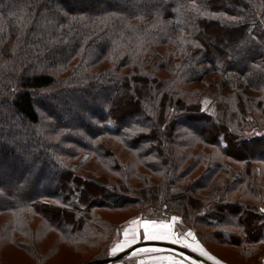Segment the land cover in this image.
<instances>
[{
	"label": "trees",
	"instance_id": "1",
	"mask_svg": "<svg viewBox=\"0 0 264 264\" xmlns=\"http://www.w3.org/2000/svg\"><path fill=\"white\" fill-rule=\"evenodd\" d=\"M255 114L264 0H0V213L80 240L108 228L95 210L138 208L248 254L264 215L229 194L263 198L249 177L264 165ZM90 161L119 181L85 177Z\"/></svg>",
	"mask_w": 264,
	"mask_h": 264
},
{
	"label": "rangeland",
	"instance_id": "2",
	"mask_svg": "<svg viewBox=\"0 0 264 264\" xmlns=\"http://www.w3.org/2000/svg\"><path fill=\"white\" fill-rule=\"evenodd\" d=\"M203 106L208 112L212 110L208 99H204ZM254 118L260 123H264L263 116L255 114ZM189 140H191L190 145H192L195 138L193 139L190 135ZM117 145H119L117 148L121 149V158H123L125 162H128V160H135V156H133L132 153L122 149L119 143ZM199 146V143L194 142L192 147H190L191 150L186 149V151L191 152L193 149V151L199 152ZM208 152L213 156L219 155L213 147L208 148ZM86 165H84L86 166L85 170L81 171L85 177L95 176V178L101 179L105 183L108 182V184L117 182L118 178L113 176V174H111L102 164H96L95 162L90 161ZM233 166L236 169L234 173H237L239 164L236 163ZM251 167L249 177L256 179L255 185L260 192V196L263 198H252L251 195L245 191L244 185H240L236 186L237 188L234 189L235 191L229 194V198H231L230 203L238 201L243 205H259L261 207L259 213L264 215V212L261 211V209H264V165L257 163ZM140 169H142V171L144 170L143 168ZM240 169L244 171V167ZM199 172H197L195 176H197ZM134 184L141 185V182L135 179ZM245 209L247 211L246 207ZM138 211V208L128 210H95L93 214L95 213V215L101 219V224L102 222H107L109 223V226L108 228L97 227L96 235L80 240L69 238L67 235L63 234L61 230L53 229L44 218H41L40 216L24 214L18 217L12 213H0V264H86L98 258L109 257L111 246L116 244L119 245L122 236L124 237L122 241L123 246L132 244L143 238L145 239L144 225L146 222L149 224L148 231L150 233L154 231H165L164 229L159 228L161 223H172V219L169 221H157L156 216L151 215V213L149 218H141L138 216ZM133 221H136V223H133ZM152 222H155V226H153ZM111 226L117 228L119 226L123 227L119 232L114 230ZM176 226L175 222L171 232L180 237L183 244H190L192 247H185L182 243L175 244L185 247L187 250L195 253L202 259H207L211 264H216V261H219L220 264H258L264 260L263 242L256 244L252 250H250V253L244 254L243 251L246 245L237 244L236 246L234 244H229L227 241L226 243L221 244L219 242L220 239H216L211 235L215 229L209 228V231L207 229V233H211L201 237L203 243H200L198 237L193 232L190 231L195 239L186 236V233L189 231H180ZM224 230L230 233L234 232L236 229L227 225ZM242 232L241 234H243ZM133 237L135 238L133 239ZM168 240L171 242V239ZM140 241L145 242L144 240ZM193 248H196V250L193 251ZM201 248L208 254V256L214 257V259H208L207 256L202 255L200 252ZM140 250H149V248H143ZM165 250L177 253L169 249ZM196 263L201 264L198 261H196ZM124 264H132V262Z\"/></svg>",
	"mask_w": 264,
	"mask_h": 264
},
{
	"label": "crops",
	"instance_id": "3",
	"mask_svg": "<svg viewBox=\"0 0 264 264\" xmlns=\"http://www.w3.org/2000/svg\"><path fill=\"white\" fill-rule=\"evenodd\" d=\"M123 238L124 237L122 236V240L119 243V245L116 244L114 246H111V248L109 250V257H113V256H116V255L124 252L125 250L129 249L130 247L134 246L135 244L140 243L141 242L140 240H144L145 242H147V241H161L162 242L163 241V242L172 243L168 239L165 240V239H148V238L144 239L143 238V239H140L139 241L134 240L135 241L134 243L123 246V244H122ZM132 242H133V240H132ZM173 244H175V243H173ZM114 248L116 249L115 253H113V251H112ZM143 248H149V250H140ZM142 251H146V252H142ZM177 253L168 252L167 250H165V248H160V247H154V246L141 247V248L136 249L132 253H130L123 260H121L119 262L112 263V264H124L127 262H132V264H173L174 261H182L183 264H192V262L194 261V259H192L188 256H185L181 253L180 254H177ZM195 264H197L196 260H195Z\"/></svg>",
	"mask_w": 264,
	"mask_h": 264
},
{
	"label": "water",
	"instance_id": "4",
	"mask_svg": "<svg viewBox=\"0 0 264 264\" xmlns=\"http://www.w3.org/2000/svg\"><path fill=\"white\" fill-rule=\"evenodd\" d=\"M147 246H154V247L169 249V250L184 254L188 257H191V258H193L199 262H202L203 264H210L206 260L202 259L201 257L196 255L195 253L187 250L186 248H184L182 246H179V245H176L173 243H169V242H161V241L140 242V243L130 247L129 249L125 250L124 252L116 255V256L102 258V259H96V260L90 261L86 264H112L115 262H119V261L123 260L124 258H126L130 253H132L136 249L141 248V247H147Z\"/></svg>",
	"mask_w": 264,
	"mask_h": 264
},
{
	"label": "snow or ice",
	"instance_id": "5",
	"mask_svg": "<svg viewBox=\"0 0 264 264\" xmlns=\"http://www.w3.org/2000/svg\"><path fill=\"white\" fill-rule=\"evenodd\" d=\"M262 212H264V209H261ZM177 217H172V223H169V224H164V223H161L159 225V228L160 229H164L165 231H161V232H149L148 231V228H149V224L146 222L144 227H145V237L148 238V239H171V242L172 243H182L183 244V241L180 237L176 236L175 233H172L171 232V229L174 225V223L177 221ZM133 223H136V221H133ZM153 226H155V222H152ZM186 236H189V237H192L193 239H195V237L193 236V234L189 231L188 233H186ZM135 237H133L134 239ZM183 246L185 247H192L190 244H183ZM193 251L196 250V248H193L192 249ZM113 253L116 252V249L114 248L113 250ZM200 252L202 255H205L207 256L208 259H214V257H211V256H208V254L206 252L203 251V249L201 248L200 249ZM173 264H183L182 261H174ZM192 264H195V262L193 261ZM216 264H220L219 261H216Z\"/></svg>",
	"mask_w": 264,
	"mask_h": 264
},
{
	"label": "built area",
	"instance_id": "6",
	"mask_svg": "<svg viewBox=\"0 0 264 264\" xmlns=\"http://www.w3.org/2000/svg\"><path fill=\"white\" fill-rule=\"evenodd\" d=\"M261 264H264V260H263V262H261Z\"/></svg>",
	"mask_w": 264,
	"mask_h": 264
}]
</instances>
